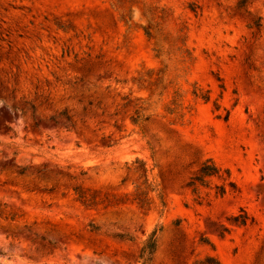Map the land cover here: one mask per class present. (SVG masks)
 <instances>
[{
    "label": "rangeland",
    "instance_id": "1",
    "mask_svg": "<svg viewBox=\"0 0 264 264\" xmlns=\"http://www.w3.org/2000/svg\"><path fill=\"white\" fill-rule=\"evenodd\" d=\"M156 229L151 264H264V0H0V264Z\"/></svg>",
    "mask_w": 264,
    "mask_h": 264
},
{
    "label": "trees",
    "instance_id": "2",
    "mask_svg": "<svg viewBox=\"0 0 264 264\" xmlns=\"http://www.w3.org/2000/svg\"><path fill=\"white\" fill-rule=\"evenodd\" d=\"M257 26H259V23H256ZM194 95L197 97H201L205 101H209L210 97L202 92H198V90L194 91ZM66 116L67 119H69V116L66 113H62ZM141 119L137 117L136 119H133L134 123H138ZM144 171L147 173L148 170L146 167H144ZM24 172V169L21 170V173ZM219 172V168L216 166L215 163H213L211 160H208L203 163L201 169H200V175L195 178V180H199L200 182H204V178L212 175H216ZM147 182V181H146ZM194 183H192L193 185ZM75 192L78 195L80 199L87 200V196L85 193L79 188H75ZM92 230H98L99 228L93 224H90ZM157 229L154 230L142 243L138 254L139 262L142 264H151L153 261L154 254L157 250ZM120 238H125L126 235L124 234H118L116 235ZM208 264H221L219 261H216L214 257H208L207 258Z\"/></svg>",
    "mask_w": 264,
    "mask_h": 264
}]
</instances>
